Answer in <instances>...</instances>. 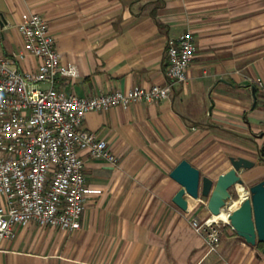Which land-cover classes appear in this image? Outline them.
I'll list each match as a JSON object with an SVG mask.
<instances>
[{
  "label": "crops",
  "instance_id": "1",
  "mask_svg": "<svg viewBox=\"0 0 264 264\" xmlns=\"http://www.w3.org/2000/svg\"><path fill=\"white\" fill-rule=\"evenodd\" d=\"M25 12L47 20L62 63L78 68V77L57 84L67 95L167 85V41L188 31L197 52L170 99L87 115L84 128L119 163L84 153L91 192L81 228L16 226L14 238L0 240V264H264L258 245L228 222L209 252L192 225L212 215L208 199L186 194L183 211L173 202L182 187L170 176L182 160L215 182L230 170L210 155L211 136L231 130L229 122L264 137L255 83L264 80V0H0V54L24 51ZM39 62L26 56L18 66L31 71Z\"/></svg>",
  "mask_w": 264,
  "mask_h": 264
},
{
  "label": "built area",
  "instance_id": "2",
  "mask_svg": "<svg viewBox=\"0 0 264 264\" xmlns=\"http://www.w3.org/2000/svg\"><path fill=\"white\" fill-rule=\"evenodd\" d=\"M18 28L24 51L11 57L0 54V197L5 201L0 205V240L14 238L16 226L31 223L79 230L91 192L84 153L90 159L119 163L107 141L84 128L87 115L170 99L175 85L189 80L197 52L195 37L188 31L167 41V85L80 97L57 88L60 79L76 78L79 70L62 63L47 20L25 12ZM26 56L39 59L35 69L20 70L18 62ZM255 83L264 108V80ZM235 202L223 209L228 215ZM214 217L192 220L211 253L218 250L227 224Z\"/></svg>",
  "mask_w": 264,
  "mask_h": 264
},
{
  "label": "water",
  "instance_id": "3",
  "mask_svg": "<svg viewBox=\"0 0 264 264\" xmlns=\"http://www.w3.org/2000/svg\"><path fill=\"white\" fill-rule=\"evenodd\" d=\"M230 161L233 167L215 182L203 176L188 160H182L170 175L182 187L173 202L183 211L190 212L186 194L196 200L205 197L211 214L217 215L232 200L233 189L237 190L238 186L244 188L241 171L256 166L255 161L245 157H230ZM247 193L249 196L229 215V223L249 244L264 245V180L253 185ZM262 252L264 254V246Z\"/></svg>",
  "mask_w": 264,
  "mask_h": 264
},
{
  "label": "rangeland",
  "instance_id": "4",
  "mask_svg": "<svg viewBox=\"0 0 264 264\" xmlns=\"http://www.w3.org/2000/svg\"><path fill=\"white\" fill-rule=\"evenodd\" d=\"M46 87V85H44ZM231 130L218 129L211 136V156L218 157L226 169L233 166L230 157H245L256 162V166L249 170H242L241 176L244 180V188L249 192L250 188L264 180V137L257 133L241 131L240 120L229 122ZM204 157L209 158L206 154ZM223 168V169H224ZM232 201H237L236 188L233 189ZM235 209V208H234Z\"/></svg>",
  "mask_w": 264,
  "mask_h": 264
},
{
  "label": "bare ground",
  "instance_id": "5",
  "mask_svg": "<svg viewBox=\"0 0 264 264\" xmlns=\"http://www.w3.org/2000/svg\"><path fill=\"white\" fill-rule=\"evenodd\" d=\"M236 191H237L238 199L235 202L234 208L238 207L241 201L246 199L248 195L247 191L242 186H238ZM214 219L229 222V215L225 210H221L217 215H215Z\"/></svg>",
  "mask_w": 264,
  "mask_h": 264
},
{
  "label": "trees",
  "instance_id": "6",
  "mask_svg": "<svg viewBox=\"0 0 264 264\" xmlns=\"http://www.w3.org/2000/svg\"><path fill=\"white\" fill-rule=\"evenodd\" d=\"M263 150H264V149H262V151H263ZM263 246H264V245L261 244V243L258 244V248L261 249V250L263 249Z\"/></svg>",
  "mask_w": 264,
  "mask_h": 264
}]
</instances>
